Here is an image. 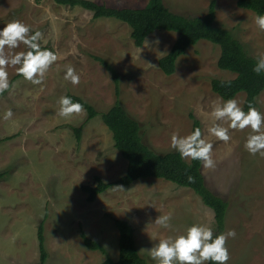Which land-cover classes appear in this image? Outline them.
<instances>
[{"label":"rangeland","instance_id":"374dc122","mask_svg":"<svg viewBox=\"0 0 264 264\" xmlns=\"http://www.w3.org/2000/svg\"><path fill=\"white\" fill-rule=\"evenodd\" d=\"M110 7H143L147 0H91ZM212 0H165L178 13L200 14ZM217 25L239 39L247 54L264 55V31L258 16L237 6V0H214ZM19 20L31 33H43L42 49L58 59L41 85H33L9 66L12 87L0 96V264H39L37 227L43 223L47 257L44 264H101L106 255L87 248L84 233L102 244L117 259L119 232L115 219L133 228L135 245L150 249L161 239L175 238L200 224L218 235L214 213L190 189L159 178L138 179L123 190L106 191L88 202L82 185H95V177L114 182L126 171V160L114 147L112 134L100 115L86 121V111L70 118L58 115L60 97L73 94L104 112L119 103L140 124L142 141L157 153L175 151L171 135L191 133L199 121L203 137L213 144L214 169L202 173L206 185L228 201L225 227L235 230L227 248V264H264V157L244 147L251 128L229 129L228 143L209 134L213 102H223L211 89V80L235 74L218 68V45L199 40L176 61L174 73L165 75L158 60L176 39L172 31L156 30L136 47L130 27L113 18L94 19L79 6L54 0H0V30ZM21 44L5 49L27 51ZM102 61L118 74L115 81ZM71 66L80 76L72 85L64 79ZM18 67V66H17ZM236 99L243 109L245 93ZM264 115V90L255 106ZM11 109L13 116L5 120ZM222 123L227 127V122ZM82 125L76 141L74 127ZM189 161V159H185ZM171 214L168 229L154 224ZM220 234V233H219ZM151 261L148 253L140 252ZM156 262V261H154ZM157 263V262H156Z\"/></svg>","mask_w":264,"mask_h":264},{"label":"trees","instance_id":"16d2710c","mask_svg":"<svg viewBox=\"0 0 264 264\" xmlns=\"http://www.w3.org/2000/svg\"><path fill=\"white\" fill-rule=\"evenodd\" d=\"M54 2L89 10L94 19L113 18L126 23L131 29L130 36L136 47H141L147 36L156 30L176 33V39L171 48L158 60V67L165 75L174 73L179 56L199 40H207L218 45L220 48L218 68L235 74V77L214 78L211 80V89L225 101L244 92L243 110L245 112L248 111L249 104L255 106L257 97L264 90V72L256 74L253 71L257 58L247 54L239 39L217 25L214 0L209 3L205 12L192 15L171 10L165 0H147L143 7L134 8L110 7L91 0H54ZM236 4L257 15H264V0H237ZM102 63L117 81V72L108 63L104 61ZM66 96L73 102L84 105L86 121L100 115L112 134L114 147L127 162L125 173L116 181L104 182L99 177H95L94 186L82 185V190L87 193L88 202L93 201L98 194L106 191L113 184L127 186L138 179L148 177L164 179L179 187L190 188L202 203L213 211L217 233L224 230L229 204L226 199L215 194L206 185L201 161L182 159L176 150L165 153L155 152L142 141L139 122L132 118L119 103L104 112H99L93 105L77 95L67 94ZM82 127L80 125L73 128L77 142L81 139ZM195 128L201 129L199 121H193L191 132ZM3 176L4 173H0V180ZM189 176L194 177L195 182L190 183ZM114 224L119 232L117 259L111 258L102 244L88 238L84 233L81 234L87 248L99 250L106 255L101 264H157L138 251L133 237V228L127 221L115 219ZM43 232V223L40 222L37 227L39 264H44L47 257ZM205 264H213V262L207 261Z\"/></svg>","mask_w":264,"mask_h":264},{"label":"clouds","instance_id":"9594fccd","mask_svg":"<svg viewBox=\"0 0 264 264\" xmlns=\"http://www.w3.org/2000/svg\"><path fill=\"white\" fill-rule=\"evenodd\" d=\"M255 24L261 31H264V15L255 17ZM43 33L36 31L31 33L30 26L19 20L9 22L0 30V94L9 91L12 84L7 71L9 66L16 67L17 74L33 85H41L50 67L57 61V55L48 49H42L40 41ZM21 44L26 46L27 51L10 54L5 49H16ZM18 66V67H17ZM256 74L264 72V55L257 57L256 65L253 68ZM64 79L72 85L80 83V76L75 69L69 66L66 69ZM60 108L58 115L62 118H70L85 111L84 105L73 102L68 96L60 97L58 101ZM13 116L11 109L4 114L8 120ZM213 124L209 127L210 135L218 140L228 143L231 139L229 129L241 130L251 128L250 134L245 142V149L251 154H260L264 157V115L251 104L245 112L236 99L213 102L211 112ZM227 122L224 127L222 123ZM170 146L176 150L182 159L201 161L206 169H214L216 161L213 159V144L206 140L200 128H195L190 134L180 136L176 133L171 135ZM190 183L195 182L194 177L189 176ZM114 189L123 190L122 186ZM171 214L160 215L155 219L154 224L168 229ZM235 230L220 233L214 237L213 230L205 225L194 224L186 230V234L175 238L161 239L150 249H141L140 252H147L150 258L157 264H205L207 261L213 264H227L230 253L226 246L229 238L234 239Z\"/></svg>","mask_w":264,"mask_h":264}]
</instances>
